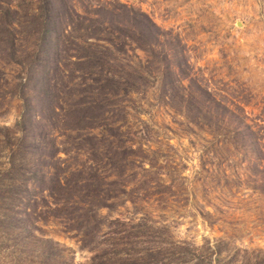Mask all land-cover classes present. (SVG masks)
Returning a JSON list of instances; mask_svg holds the SVG:
<instances>
[{"label":"rangeland","instance_id":"obj_1","mask_svg":"<svg viewBox=\"0 0 264 264\" xmlns=\"http://www.w3.org/2000/svg\"><path fill=\"white\" fill-rule=\"evenodd\" d=\"M0 264H264V0H0Z\"/></svg>","mask_w":264,"mask_h":264}]
</instances>
